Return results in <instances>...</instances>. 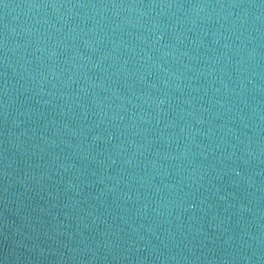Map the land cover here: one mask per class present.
<instances>
[{"label": "water", "instance_id": "water-1", "mask_svg": "<svg viewBox=\"0 0 264 264\" xmlns=\"http://www.w3.org/2000/svg\"><path fill=\"white\" fill-rule=\"evenodd\" d=\"M9 264H264V0H0Z\"/></svg>", "mask_w": 264, "mask_h": 264}]
</instances>
